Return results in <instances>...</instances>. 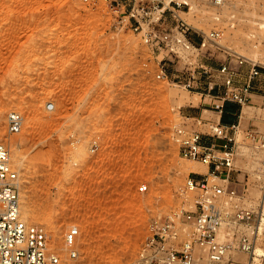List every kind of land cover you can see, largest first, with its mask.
<instances>
[{
    "label": "rangeland",
    "instance_id": "1",
    "mask_svg": "<svg viewBox=\"0 0 264 264\" xmlns=\"http://www.w3.org/2000/svg\"><path fill=\"white\" fill-rule=\"evenodd\" d=\"M134 1L117 0L115 12L109 0H0V141L20 175L21 216L44 227L59 264H144L150 222L180 206L187 176L206 167L172 139L176 125L192 123L184 112L200 99V64L244 58L264 68V0H171L198 46L178 55L133 29ZM165 14L172 26L169 7ZM212 30L217 42L200 47ZM162 65L167 76L158 77ZM16 109L23 125L10 134ZM250 128L264 134V115L239 126L232 175L246 204L257 205L262 154ZM74 224L78 255L70 258L63 237Z\"/></svg>",
    "mask_w": 264,
    "mask_h": 264
},
{
    "label": "built area",
    "instance_id": "2",
    "mask_svg": "<svg viewBox=\"0 0 264 264\" xmlns=\"http://www.w3.org/2000/svg\"><path fill=\"white\" fill-rule=\"evenodd\" d=\"M116 1L109 0L118 12L120 4H115ZM211 1L214 5L224 2ZM170 3L171 0L167 5L162 0H139L131 7L127 20L134 21L133 29L142 32L144 42L155 50L164 49L178 55L182 50L198 49L190 36L189 24L177 16L175 6ZM175 5L179 7L181 2L176 1ZM168 7L176 19L172 26L166 25ZM219 34V30H212L203 35L200 47L218 38ZM244 63L249 68L243 83L238 84L236 77ZM237 64L223 61L217 68H201L210 82L217 75L222 77L225 91L221 98L245 104L250 98L251 82L260 76L261 68L256 61L244 58H239ZM157 76H167L163 65ZM193 78V75L184 77L186 88L193 87ZM46 107L51 110L54 103L49 101ZM191 124L176 125L172 139L182 157L206 165L207 171L188 175L182 188L181 205L152 219L150 232L139 252L140 260L144 264H264V202L247 205L246 189L243 191L233 184L239 125L210 124L207 136L212 140L206 142L204 133ZM22 125L20 112L8 113L7 133L20 132ZM246 136L262 154L261 178L264 182V134L250 128ZM146 188L143 185L140 190ZM20 191V175L12 163L10 148L0 141V264H59L60 254L49 248L44 227L22 218ZM79 233L75 224L64 233L70 258L78 255Z\"/></svg>",
    "mask_w": 264,
    "mask_h": 264
},
{
    "label": "crops",
    "instance_id": "3",
    "mask_svg": "<svg viewBox=\"0 0 264 264\" xmlns=\"http://www.w3.org/2000/svg\"><path fill=\"white\" fill-rule=\"evenodd\" d=\"M200 38L198 39V41ZM204 67H213L210 62L200 64ZM248 64L240 65V74L236 77L238 84L245 80ZM202 70V69H201ZM200 70V80L195 94L199 96V101L193 103L184 112L187 119L192 120V127L204 133V140H212L207 133L210 132V124L220 122L224 125L238 124L245 125L259 121L264 115V68H261L259 77L252 80V88L247 103L240 104L233 100L223 99L221 95L225 91L222 77L217 75L214 81L210 82L208 76ZM202 74V75H201ZM206 166V165H205ZM207 171L206 167H200ZM203 173L201 171H196Z\"/></svg>",
    "mask_w": 264,
    "mask_h": 264
},
{
    "label": "bare ground",
    "instance_id": "4",
    "mask_svg": "<svg viewBox=\"0 0 264 264\" xmlns=\"http://www.w3.org/2000/svg\"><path fill=\"white\" fill-rule=\"evenodd\" d=\"M182 1V0H181ZM213 41H215V40H213ZM215 42H217V41H215ZM218 45V44H217ZM220 47H222V46H220ZM67 64H69V63H67ZM56 97V92H54V91H51V92H49L48 93V95H47V98L48 99H53V98H55ZM16 111H17V109H16ZM192 170H195V171H198V170H200V167H194V169H192ZM258 193H259V195H260V197H261V200H260V204H262L263 202H264V182H263V184H262V187H261V189H259L258 190ZM52 236H55V232H53L52 233ZM53 240V239H52Z\"/></svg>",
    "mask_w": 264,
    "mask_h": 264
}]
</instances>
